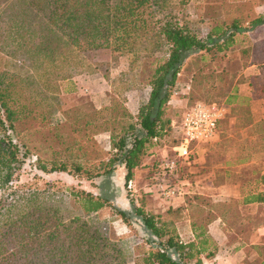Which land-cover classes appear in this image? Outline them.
<instances>
[{
  "label": "trees",
  "instance_id": "16d2710c",
  "mask_svg": "<svg viewBox=\"0 0 264 264\" xmlns=\"http://www.w3.org/2000/svg\"><path fill=\"white\" fill-rule=\"evenodd\" d=\"M168 1L171 0H0V49L13 57V63L0 68V264H126V253L113 227L100 226L89 219L103 207L112 210L126 225L131 217L140 224L147 247L140 264H205L200 254L212 260L217 257L216 245L207 234L210 221L221 218L223 228L232 229L227 241L238 244L247 242L252 229L264 223V192L250 189L239 191V199L215 203L204 202L196 193L182 194L181 205L165 209V214L171 215L167 221L145 211L140 204H134L129 212L115 207L102 193L71 186L53 187L49 183L41 192L27 189L18 193L14 185L9 190L15 171L30 163L41 173L70 172L88 180L122 166L123 183L129 192L133 169L142 166L147 147L170 131L171 120L165 115V107L189 53H226L238 42L239 46L243 44L239 50L242 66L263 62L264 41L243 42L249 41L246 32L252 26L264 23V15L233 13L223 1L219 3L223 4V17L219 18L212 8L216 5L205 2L202 11L196 13L198 20L202 19L205 26L208 18L216 20L213 25L208 22L200 33L198 27L189 25L184 9L168 10ZM186 1L179 0L176 7ZM161 45V55L153 56L152 51ZM71 47L107 48L127 56L129 69L134 60L139 67L142 63L139 73L149 70L146 99L135 105L134 112L111 98L107 107L92 110L91 117L76 122L84 133L89 129L108 132L109 157L96 167L74 161L67 165L63 161L46 164L32 159L16 133L18 124H28L27 128H44L49 142L64 144L60 131L68 116L62 112L63 121H50L56 98L33 76L32 69L37 72L47 65L54 66ZM49 187L54 191L50 192ZM58 192L66 198L70 214L62 212L56 203L40 199ZM129 200L133 202L131 197ZM251 202L258 203L256 208L242 212L252 209L246 206ZM184 217L192 232L188 241H182L171 229L172 218ZM257 264H264V258Z\"/></svg>",
  "mask_w": 264,
  "mask_h": 264
},
{
  "label": "rangeland",
  "instance_id": "374dc122",
  "mask_svg": "<svg viewBox=\"0 0 264 264\" xmlns=\"http://www.w3.org/2000/svg\"><path fill=\"white\" fill-rule=\"evenodd\" d=\"M178 1H168L166 5L169 8L168 10L184 9L189 18V25L192 28L198 27L197 31L201 33L209 24L213 25L214 20H216L214 17L208 18L206 26L202 23V19L198 20L196 13L202 11L205 2L207 4L212 2L216 5L212 8L217 16L222 18L223 4L219 3L223 1L227 3L228 11L238 12L243 16H247V14L251 13L253 6L263 0H187L182 7H179V5L176 7ZM205 10L206 13L210 12L206 7ZM162 50H164L162 45L160 48L154 49L152 51L154 52L153 56L161 55ZM223 55V51H195L184 58L165 107V115L172 120L170 131L160 140L154 142L153 145L147 147L144 155L155 154V157L148 160L149 163L147 164H143L145 160H141L142 166L138 167V169H144V171L141 170L135 177L132 175L129 192L126 191L123 177L121 175L117 176L116 172H114L117 168L106 175H100L88 180L81 176L74 177L70 172L41 173L33 168L30 163L23 164L19 170L15 171L14 180L9 182V185L12 186L9 190L18 186V193H20V190L22 192L26 190L27 192V189L31 191L38 189L41 192L45 184L53 183V187L63 188L71 186L90 191L93 194L102 193L109 198L110 203H113L115 207L123 210L127 209L126 211L129 212L134 204H140L143 207L146 200L156 205L154 209L152 208V211L165 210L167 207L171 208L172 200L168 202L162 201L154 192L147 191L148 177L153 172V163L157 164L160 160L172 155V144L179 139L180 117L185 109L195 102L223 103V72H225L224 69L226 68ZM12 61L13 57L9 56L1 48L0 68L8 67L10 63H13ZM127 61V56L113 53L107 48L80 50L71 47L60 61L57 60L53 64L54 66L47 65V67L41 68L37 72L32 69L33 76L40 84H43L44 89L50 95L56 98L55 105L50 109V121H63L62 112H66L68 116L65 119L66 128L64 127L60 131V137L64 141L63 145L52 141L49 142V136L45 134L44 128H35L33 126L27 128L28 124L26 126L25 124L16 126V133L27 147L32 159H39L46 164L52 161H63L69 165V163L74 161L83 166L96 167L109 157L108 132H97L94 129H89L84 133L76 126V122L91 117L92 115L90 116L89 113L92 110L107 107L111 98L118 100L128 111H131L132 105L135 106L146 99L148 91L146 79L149 70L144 69V72L140 71L139 73L142 63H140L139 67L134 60L132 67L129 69ZM228 66H233V69L237 68L234 63H229ZM103 115L106 116V113ZM211 143V141H208L199 142L196 145L193 144L188 158L186 160H178L177 176L179 182L181 181L180 192H183L182 196L192 194L191 186L194 185V175L199 174L198 171L204 164L202 157L207 149H211ZM166 180L170 184L176 183V180L170 176ZM53 187L52 189L49 187L50 192L54 191ZM60 193L46 194L41 196L40 199L49 203H56V206L62 212L70 214L71 208L67 204L66 198H62ZM120 194L122 198H127L128 200L131 197L133 200L132 206L123 208L116 201L117 196ZM199 195L201 196V194ZM182 196L179 197L182 199ZM251 210L253 208L242 210V212H250ZM145 211L150 212V210ZM150 213L158 214L157 212ZM131 215L133 214L131 213ZM166 216L167 219L171 218V215ZM89 219L100 226L107 225L111 229L113 227L112 230L126 253V264H140L141 257L145 254L147 247L143 243L141 226L135 221L134 217H131V221L126 225L112 210L108 207H103L100 211L91 215ZM257 246L256 250L260 252L245 249L244 253H240L239 257L237 256L238 258H230L227 261L225 259L226 254L223 253L222 257L218 252L216 260L223 258V264H233L236 263L237 259H240L239 263L236 264H257L259 260L264 258V241H261Z\"/></svg>",
  "mask_w": 264,
  "mask_h": 264
},
{
  "label": "crops",
  "instance_id": "0c3cea01",
  "mask_svg": "<svg viewBox=\"0 0 264 264\" xmlns=\"http://www.w3.org/2000/svg\"><path fill=\"white\" fill-rule=\"evenodd\" d=\"M253 7L252 15H264V0L257 2ZM246 34L249 41L243 42L245 45L264 41V23L252 26ZM239 44L237 42L231 50L223 55V61L226 62L225 72H223V104L226 113L218 122L216 135L209 140L212 142L211 149H207L204 153L202 157L204 164L199 169V174L194 175V185L191 186V192L201 194L204 202L215 203L227 201L229 198L239 199L241 190L250 189L252 192L254 190L264 192V179L262 180L264 176V95L261 93V84L264 83L262 66L264 59H261L262 63L242 66L239 50L243 44L241 46ZM261 56H264V53ZM229 63H234L237 68L233 69V66H228ZM241 77L242 79L239 80L238 78ZM135 110L136 106L132 105L131 112ZM154 157L155 154L144 155L141 160H145L143 164H147L148 160ZM141 170L144 171V169L134 168L133 176L138 175ZM114 172L117 176L123 177L122 166L117 167ZM180 197L172 200L171 208L182 204ZM116 201L123 208L132 206L130 200L122 198L121 194L117 196ZM257 205V202L246 204L254 209ZM154 206H156L154 203L146 200L143 208L150 212H157L161 221H167L165 210L152 211ZM171 221V229L182 241L192 239L189 220L186 217L178 218V220L172 218ZM223 226V220L219 217L215 218L207 224V234L216 245L214 253L217 255H215L218 256L219 252L223 257V253H225L226 261L239 257L245 249L256 251L257 246L255 245L264 241V223L258 224L252 229L244 244H238L237 241L228 242L227 235L232 229H224ZM200 258L205 264L214 261L212 258H205L203 254H200ZM239 260L237 259L236 263H239ZM217 261L223 264V258Z\"/></svg>",
  "mask_w": 264,
  "mask_h": 264
},
{
  "label": "built area",
  "instance_id": "2783aa9c",
  "mask_svg": "<svg viewBox=\"0 0 264 264\" xmlns=\"http://www.w3.org/2000/svg\"><path fill=\"white\" fill-rule=\"evenodd\" d=\"M226 113L223 103L195 102L185 109L180 117L179 139L172 147V155L160 160L147 182L148 190L154 192L162 201H171L183 194L180 192L181 181L177 176L178 160H186L193 144L211 140L217 133L218 122ZM176 183L167 182L168 177ZM210 264H220L216 259Z\"/></svg>",
  "mask_w": 264,
  "mask_h": 264
}]
</instances>
